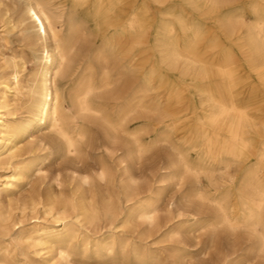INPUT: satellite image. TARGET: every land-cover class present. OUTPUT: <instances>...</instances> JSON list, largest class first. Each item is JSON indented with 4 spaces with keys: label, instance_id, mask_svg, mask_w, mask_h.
Masks as SVG:
<instances>
[{
    "label": "bare ground",
    "instance_id": "obj_1",
    "mask_svg": "<svg viewBox=\"0 0 264 264\" xmlns=\"http://www.w3.org/2000/svg\"><path fill=\"white\" fill-rule=\"evenodd\" d=\"M112 1L23 0L17 8L0 0V22L9 25L14 21L12 15H19L34 60L27 80L28 117L23 122L14 123L4 113L9 94L17 92L20 84L16 64L0 82V165L13 166L3 190L16 188L35 172L30 147H18L34 124L46 126L62 158L74 170L69 182L64 181L66 185L59 182L57 195L48 191L45 199L40 193L29 199L30 213L42 205L44 214L54 212V219L62 224L60 230L19 228L21 221L0 214V235L19 230L15 244L28 242V248H34L33 255L45 264L53 259V253L65 262L80 250L112 256L117 240L95 238L99 224L123 217L120 161L112 165L107 158L116 147L120 149L119 132L131 139L125 141L129 155L145 151L137 136L148 123L129 129L126 121L137 110L153 109L158 126L147 143L156 142L157 137L159 143L169 146V167L192 185L188 198L201 210L211 212L206 225L227 233L244 232L264 260V0L248 4L255 18L252 24L242 19L232 21L226 15L217 21V36L224 34L229 47L222 48L214 42L217 36H210L205 57L194 50L202 38L199 26L191 22L181 25V38L186 42L182 48L172 42V28H165L164 23L156 26L153 37L159 55L153 68L140 75L134 73V61L138 53L150 49L144 41L146 18L143 13L126 15L130 19L120 29L128 33V48L123 51L119 47L122 33H112L117 22L111 15ZM200 1L204 6L194 7L196 0H188V5L193 10L204 8L202 16L211 17L222 6L217 5L221 0ZM184 18L180 15L172 22L180 25ZM84 31L87 35L83 36ZM82 40L87 42L86 55L82 54ZM233 46L244 54L242 65L234 64ZM218 60L229 66L212 68L209 63ZM168 70L176 72L175 77L166 78ZM116 81L124 82L121 95H117ZM150 92L155 93L150 106L142 100L141 106L133 105L136 94ZM254 94L260 100L255 107L249 99ZM96 130L102 134L99 144L94 137ZM93 148L103 151L86 166V174H80L78 166ZM126 181L128 202L138 196L139 187L130 175ZM141 200L135 201L141 217L153 223L152 202ZM119 241L124 260L125 241ZM24 257L29 264H39L28 255Z\"/></svg>",
    "mask_w": 264,
    "mask_h": 264
},
{
    "label": "rangeland",
    "instance_id": "obj_2",
    "mask_svg": "<svg viewBox=\"0 0 264 264\" xmlns=\"http://www.w3.org/2000/svg\"><path fill=\"white\" fill-rule=\"evenodd\" d=\"M8 1L17 8H20L23 2V0ZM221 1L217 5L222 6L217 11L212 12L211 17H208L200 15L202 11H205L204 8H198V10L189 8L192 6L188 5V0H159V3L155 0H123L120 3H118L119 0H113L111 15L117 22L116 26H112V33H122L120 38L122 43L119 47L123 51L126 50L128 48L126 36L128 33L125 30L120 31V29L124 28L128 22L125 21V17L130 15L129 9L139 11L142 8L146 18L144 41L145 46L150 47V49H146L145 52H140L135 56L136 60L134 62L137 66L134 73L138 75L146 72V69L153 68L156 64V58L159 54L156 53L155 49L157 47L153 36L156 30L155 27L161 23H164L165 28L173 29L174 35L171 39L179 48L186 45V42L182 41L181 38L183 35L181 34V25L191 22L190 24L199 26L202 38L199 40L197 48L200 52L199 55L205 57L209 54L207 52L209 48L207 40L210 36H217L216 22L220 21L225 15L230 17L232 21L242 19L248 24H252L255 20L247 8L248 4H253V0ZM198 6H204L200 0H196V6L194 7ZM180 15L185 16L180 25L172 22L175 17ZM12 16L14 21L11 24L0 22V82L3 77L10 74L11 67L16 64L21 76L20 88L18 87L17 92L9 94V107L4 113H8L12 122L20 123L28 117L27 80L32 74L34 60L24 40V26L18 22L19 15L13 14ZM84 33L87 35V32L84 31L83 36ZM216 38L214 42H217L219 46L222 48L229 47L224 34H220ZM80 45L83 48L82 54L86 55L87 42L82 40ZM239 49H235L234 46L230 49L232 55H235L233 57L235 58V65H242L243 59L239 55ZM209 64L212 68L229 66L220 60L212 61ZM116 65L117 63H114V67ZM175 75L176 72L168 70L166 78L171 79ZM123 85V81H116L117 95H121L123 92ZM126 93L128 94L129 91ZM138 94L134 97L133 105L141 106L143 103L140 102L141 100L144 101V105L150 106L152 104L155 93L150 92L146 96ZM256 95L249 97L250 105L254 107L260 102V100L255 99ZM147 100L150 104H145ZM121 102V100L117 101V104L119 105ZM155 117L153 109L137 110L126 121V127L129 129H133L139 124L148 123L144 129L138 132L137 136L140 144L146 146L142 154L129 155L125 145L129 141L131 142V139L119 132L120 149L118 150L116 147V151L112 152L107 158L112 165L118 164L120 161L123 217H119L111 224H108V222L99 224L100 232L95 235V238L106 241L111 238L116 239L117 244L114 247L113 255L110 256L103 252L96 256L93 254L92 249L85 253L80 250L65 262L58 259L53 253L50 256L53 259H50L49 264L51 262L53 264H264L263 257L258 254L252 241L244 232L227 233L223 229L216 228L212 230L208 227L211 212L208 209L201 210L195 201L188 198L192 185L187 179L183 178L182 180L179 173L169 167V158L172 153L169 146L159 143L160 138L157 137L156 142L147 143L149 138H154L157 131L158 119ZM262 121L264 122L263 119ZM94 137L97 139V144L101 143L102 134L100 130L95 131ZM20 141L19 148L30 147L32 151L31 158H33L35 172L30 179L20 182L16 188L3 190L4 181L6 182V178L13 174V166L10 164L0 165V214L11 215L14 221H21L22 224L19 228L30 229L35 226L47 230H60L62 224L56 218L54 219V212L44 214L42 205H37L36 212L31 214L28 208L29 199L30 197L37 198L35 195L38 193H40L41 199H45L48 191H53L57 195L60 189L58 187L59 182L66 185L70 180L71 171L74 170L62 158L46 126L39 127L34 124L32 129ZM94 149L87 150L88 156H85L83 163L78 166L80 174H86V166L94 163L97 155L103 151L102 149ZM20 159H13L12 163L15 164ZM129 175L134 178V182L138 184L139 188L137 191L138 196L134 200L126 202L124 188L128 186L126 179ZM137 198L142 199L141 201L145 203L152 202L151 208L155 211L152 216L153 223L145 221L141 217L140 208L135 202ZM121 218H123L124 225ZM18 231L16 229L8 236L0 235V262L29 264L24 257V255H28L32 261L35 260V263L45 264L38 261V256L33 255L34 248H28V242L20 246L15 244ZM120 239L125 241L124 260L121 259ZM134 254H136V257H134Z\"/></svg>",
    "mask_w": 264,
    "mask_h": 264
},
{
    "label": "crops",
    "instance_id": "obj_3",
    "mask_svg": "<svg viewBox=\"0 0 264 264\" xmlns=\"http://www.w3.org/2000/svg\"><path fill=\"white\" fill-rule=\"evenodd\" d=\"M130 11H129V14L130 15H138L139 13H143V10H142V8L139 10V11H136V9H129ZM129 15V16H130ZM125 17L126 18V22L130 19V17ZM156 28V27H155ZM210 40H207V42H209ZM198 44V43H197ZM197 44H196V46H195V49L194 50H196L195 52L199 55V50H198V48H197ZM208 47V46H207ZM182 48V47H181ZM208 52V51H207ZM209 53V52H208ZM239 55L240 56H242V58L244 57V54L242 53V51H241V49H239ZM233 57H235V55L233 56ZM235 59V58H234ZM225 65H226V63H224Z\"/></svg>",
    "mask_w": 264,
    "mask_h": 264
}]
</instances>
